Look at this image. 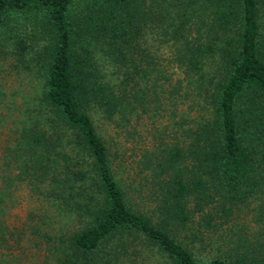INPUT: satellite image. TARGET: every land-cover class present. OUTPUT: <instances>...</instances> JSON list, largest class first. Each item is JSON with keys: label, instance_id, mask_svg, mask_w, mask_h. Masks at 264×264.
Listing matches in <instances>:
<instances>
[{"label": "trees", "instance_id": "obj_1", "mask_svg": "<svg viewBox=\"0 0 264 264\" xmlns=\"http://www.w3.org/2000/svg\"><path fill=\"white\" fill-rule=\"evenodd\" d=\"M6 43L2 241L19 183L38 264H264V0H0Z\"/></svg>", "mask_w": 264, "mask_h": 264}, {"label": "rangeland", "instance_id": "obj_2", "mask_svg": "<svg viewBox=\"0 0 264 264\" xmlns=\"http://www.w3.org/2000/svg\"><path fill=\"white\" fill-rule=\"evenodd\" d=\"M15 20L12 22L14 23ZM11 32V29H8ZM10 46H2L0 51V120L4 119L5 123L15 120L17 111L13 110L14 103H18L23 95L29 93L33 77H19L16 72L12 71L10 63L13 56L9 52ZM17 119V118H16ZM10 198L5 197L4 203L1 204L2 213L5 214V219L8 229L14 232L13 236L8 235L6 231L5 240L0 239V264H17L16 262L6 263L4 254L9 253L12 257L19 258L18 264H38L42 261L32 246V235L30 232V217L37 213L38 206L34 195L27 189L24 184L17 183L9 189ZM20 238V243L17 247L15 244L16 237ZM14 246L10 247L11 245Z\"/></svg>", "mask_w": 264, "mask_h": 264}]
</instances>
